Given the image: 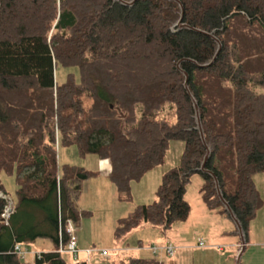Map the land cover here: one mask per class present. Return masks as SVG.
<instances>
[{"label":"trees","instance_id":"1","mask_svg":"<svg viewBox=\"0 0 264 264\" xmlns=\"http://www.w3.org/2000/svg\"><path fill=\"white\" fill-rule=\"evenodd\" d=\"M62 64L78 65L79 78L69 72L60 84ZM259 86L264 0H0V191L9 196L2 171L18 184L8 220L0 195V264H88L59 248L67 222L88 212L77 198L94 172L60 164L58 143L109 158L110 178L129 191L183 139L158 199L122 217L117 236L187 218L185 190L200 172L203 199L222 205L246 241L263 204ZM40 238L52 247L32 259L15 249ZM123 264L161 262L130 255Z\"/></svg>","mask_w":264,"mask_h":264},{"label":"rangeland","instance_id":"2","mask_svg":"<svg viewBox=\"0 0 264 264\" xmlns=\"http://www.w3.org/2000/svg\"><path fill=\"white\" fill-rule=\"evenodd\" d=\"M69 72L75 73L77 78L80 76L78 65L62 64L58 66L56 80L60 84L65 82ZM259 91L264 93V86H259ZM184 148L183 139H171L163 161L149 168L139 179H134L129 191H119L109 175L112 168L109 158L96 153L82 154L77 144L58 143L60 164L83 165L94 172L83 181L77 198L80 208L88 212L83 213L76 223V233L81 245L108 248L112 253L109 258L93 256L88 264H123L136 250L143 257L160 260L161 264H264V170L254 175L263 204L250 220L246 241L237 222L224 214L222 205L214 208L207 205L201 193L204 177L200 172L192 175L185 190L191 206L187 218L176 220L170 228L145 223L117 236L122 217L135 211L139 205L154 203L158 199L165 171L180 162ZM1 178L9 196L15 198L16 174L2 171ZM200 240L205 245H199ZM166 242L181 246L174 256L150 248ZM30 245L36 246L32 242ZM27 258L32 259L33 253H28ZM66 258L70 256L66 254Z\"/></svg>","mask_w":264,"mask_h":264},{"label":"built area","instance_id":"3","mask_svg":"<svg viewBox=\"0 0 264 264\" xmlns=\"http://www.w3.org/2000/svg\"><path fill=\"white\" fill-rule=\"evenodd\" d=\"M0 195L6 197L9 202L3 212V217L5 218V220H8V217L10 216V213L12 211L13 200L3 191H0ZM76 230V223L73 220H69L67 222V231L69 232L70 239L67 245L60 246V251L69 253L76 260L79 259L82 256V252H84L88 262L92 259L93 256H98L101 258H109L111 256L112 251L108 248H101L97 246H87L85 248H81L78 243ZM199 245L203 246L205 245V242L200 240ZM150 248L154 252H157L160 249L164 250L167 254L173 256L178 246H176L173 242H166L163 245H151ZM15 249L22 255V257H26L27 254L31 252L35 253V251L21 245L20 243L16 244Z\"/></svg>","mask_w":264,"mask_h":264},{"label":"crops","instance_id":"4","mask_svg":"<svg viewBox=\"0 0 264 264\" xmlns=\"http://www.w3.org/2000/svg\"><path fill=\"white\" fill-rule=\"evenodd\" d=\"M47 240H49V239H43V238H41V240L38 239V240L32 242L33 244L34 243L36 244L35 247H31L30 244L28 246L33 251H38V250L41 251V250L51 249V247H52L51 241L50 240L47 241ZM78 243H79V246L81 248H85V246L81 245L79 241H78ZM179 247H181V246H178V248ZM140 248H142V247L140 246ZM115 250H118V249H115ZM121 250H123V249H121ZM130 255H139V252H138V250H136L135 252H133V254H130ZM82 257H85V253L84 252H82Z\"/></svg>","mask_w":264,"mask_h":264}]
</instances>
